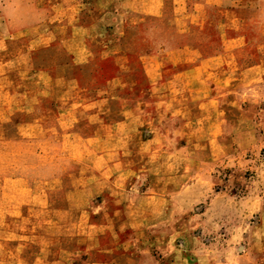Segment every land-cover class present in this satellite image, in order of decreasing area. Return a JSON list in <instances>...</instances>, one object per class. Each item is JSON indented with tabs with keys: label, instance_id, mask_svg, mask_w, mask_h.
I'll use <instances>...</instances> for the list:
<instances>
[{
	"label": "rangeland",
	"instance_id": "obj_1",
	"mask_svg": "<svg viewBox=\"0 0 264 264\" xmlns=\"http://www.w3.org/2000/svg\"><path fill=\"white\" fill-rule=\"evenodd\" d=\"M120 1L0 0V264H264V0Z\"/></svg>",
	"mask_w": 264,
	"mask_h": 264
},
{
	"label": "crops",
	"instance_id": "obj_2",
	"mask_svg": "<svg viewBox=\"0 0 264 264\" xmlns=\"http://www.w3.org/2000/svg\"><path fill=\"white\" fill-rule=\"evenodd\" d=\"M112 1L113 0H108L106 2V0H98L100 8H102L106 11L108 9H110L108 6L111 4ZM121 2H122V4H124V0H121L120 3ZM179 5H180V3H179ZM173 6H175V5H173ZM142 7H144V8L143 9H137L135 7L134 10L136 12H140L142 14H159V13H162V9L164 8V2H163V0H158L157 2H156V0L155 1L154 0H144ZM226 10H228V8ZM119 14L121 15V9L119 10V8H116V10H113V11L108 10L107 12H105L104 15H112V18L114 20V17L118 16ZM109 23L116 24L114 21L109 22ZM121 24L122 23H120V25ZM224 25L226 26V29H227L228 24L226 23ZM196 28L204 29V28H206V25L198 24V27H196ZM187 29H188L187 26H183V31L187 30ZM184 50H185L184 46L183 47H177L175 49H172L169 47H166L165 49L162 48V51L160 52V54L162 53L161 55L155 54L154 55L155 57L152 56L150 58H146V60L150 61L151 63H153V62L157 63V61H161L164 59L165 61H172L173 63H178L179 61L187 60V59H184L180 55L181 51H184ZM184 57H187V56H184ZM202 58L206 62L210 61V62H221L222 63L223 61L228 60V54L206 55V56H203ZM195 59L197 61L201 60V58L198 59V58H195V56H193L192 60H195ZM161 62H163V61H161ZM210 74H213V71H211L209 69H204V72L203 71H197V72L193 71L192 73H187L186 74L187 76L192 77V81L187 80V82H186L187 87L185 85V86H182L183 88L179 89L178 86H181V84L178 83L177 84L178 86L173 87V88L178 87V89L175 90V89H172L171 88L172 85H170V86H168V90L166 91V93H168V92L172 93V92H174V90L177 93H183L186 91H188L190 93H195L198 90L199 91H202V90L205 91V90H207V87L200 85L201 83L195 84L194 80L197 79V80H200L201 82L205 83L206 82L205 78H208ZM205 76H207V77H205ZM219 78H220V81H222V82L226 81L228 78V73L224 72V73L220 74ZM218 84H219V82H218ZM219 85L221 87H223L222 84H219ZM164 105L166 106V110L174 111L173 114H176L177 127L171 128L170 130L164 129L162 131V135H168V136L173 135V136H175V134L182 133V131H183V135H185V127L186 126L194 128L197 131L201 128V126L199 125L200 123H203L205 125V132L209 135L211 140L218 138V135L223 134V132H224V127L226 126L227 119L225 117H221L219 115L218 111L220 109H222V103L221 102L216 101V103L208 104L207 105L208 112L202 118L201 117L199 118V116H197V114L194 112H192V114H189L190 115L189 117H184L185 113H182V111L184 109L188 108V106H186L185 103H176L174 105L171 103V104H164ZM210 106H212V107L210 108ZM135 117L137 118V116H135ZM194 129L191 131L192 133L196 132V131H194ZM171 189H172V192H171L172 194H171V196L168 195V197H167L168 199L166 198L167 203L169 202V199H172V198L177 199L178 201H179V199L184 200L183 199V193H182V191L184 190V186H182L181 184L180 185H174V187ZM145 191L146 190H144V193H145ZM177 205H179V203ZM194 264H197V263H194Z\"/></svg>",
	"mask_w": 264,
	"mask_h": 264
}]
</instances>
